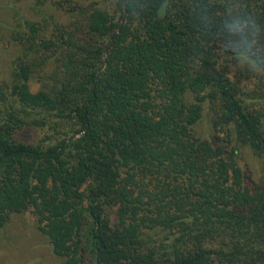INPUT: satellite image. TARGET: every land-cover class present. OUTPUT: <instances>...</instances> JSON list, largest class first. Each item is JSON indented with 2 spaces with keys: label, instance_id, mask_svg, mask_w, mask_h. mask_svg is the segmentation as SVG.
Listing matches in <instances>:
<instances>
[{
  "label": "trees",
  "instance_id": "trees-1",
  "mask_svg": "<svg viewBox=\"0 0 264 264\" xmlns=\"http://www.w3.org/2000/svg\"><path fill=\"white\" fill-rule=\"evenodd\" d=\"M13 1L0 226L63 264H264V0Z\"/></svg>",
  "mask_w": 264,
  "mask_h": 264
},
{
  "label": "rangeland",
  "instance_id": "rangeland-1",
  "mask_svg": "<svg viewBox=\"0 0 264 264\" xmlns=\"http://www.w3.org/2000/svg\"><path fill=\"white\" fill-rule=\"evenodd\" d=\"M14 11L27 18L34 17L27 2L0 0V78L5 80L10 78L12 60L19 52L18 46L10 39ZM195 130L198 135L214 141L207 107H204ZM240 153L242 162L249 165L257 176L258 160L248 148L240 149ZM0 264H63V259L52 252L47 237L37 227L35 216L25 212L12 214L8 222L0 226Z\"/></svg>",
  "mask_w": 264,
  "mask_h": 264
}]
</instances>
